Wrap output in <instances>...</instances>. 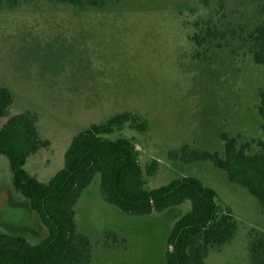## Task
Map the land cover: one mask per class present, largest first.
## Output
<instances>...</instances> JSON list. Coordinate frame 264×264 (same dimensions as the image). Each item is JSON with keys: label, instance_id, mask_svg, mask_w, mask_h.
<instances>
[{"label": "rangeland", "instance_id": "obj_1", "mask_svg": "<svg viewBox=\"0 0 264 264\" xmlns=\"http://www.w3.org/2000/svg\"><path fill=\"white\" fill-rule=\"evenodd\" d=\"M206 19L216 36L206 58H196L192 36ZM257 20V0H115L98 9L29 0L3 10L0 86L13 94L9 112L36 113L40 135L49 140L28 158L27 169L47 182L63 166L75 133L116 113H136L138 122H126L111 137L131 139L145 186L189 174L213 187L237 228L228 242L210 249L205 264H249V241L264 232V206L212 161L182 156L194 148L222 153L221 132L258 150L264 67L240 47L242 29ZM189 208L185 200L150 214L126 213L104 199L96 174L75 204V220L91 237L90 264H166L167 235ZM0 230L31 243L47 235L15 189L4 154ZM108 231L117 242L108 241Z\"/></svg>", "mask_w": 264, "mask_h": 264}, {"label": "trees", "instance_id": "obj_2", "mask_svg": "<svg viewBox=\"0 0 264 264\" xmlns=\"http://www.w3.org/2000/svg\"><path fill=\"white\" fill-rule=\"evenodd\" d=\"M27 1L0 0V13ZM45 1L98 9L115 0ZM257 17L255 23L242 29L240 47L257 65L264 67V0H257ZM211 21L206 19L205 26L192 36L196 58H206V51L216 36ZM12 102L11 90L0 86V154L8 158L15 189L28 199L47 235L31 243L24 235L0 230V264H90L92 240L77 226L75 204L96 174L100 176L104 199L129 214H150L189 200L190 208L175 220L167 235L166 264H205L212 247L234 236L236 217L219 206L216 190L200 178L185 174L157 187L145 186L143 167L131 139L111 137L126 122H138V114L116 113L79 130L65 151L63 166L44 182L27 169L26 162L47 146L49 140L40 135L37 114L30 111L11 114ZM258 111L264 119V88L259 91ZM219 135L224 144L222 153L194 148L184 151L182 159L212 161L264 206V138L258 139V150L252 151L249 141L239 142L226 132ZM105 236L112 244L118 240L112 231ZM249 264H264V232L249 241Z\"/></svg>", "mask_w": 264, "mask_h": 264}]
</instances>
